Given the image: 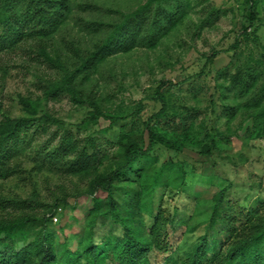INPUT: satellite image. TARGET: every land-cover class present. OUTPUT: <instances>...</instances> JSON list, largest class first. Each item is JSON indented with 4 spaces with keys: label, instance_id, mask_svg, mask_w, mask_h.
Here are the masks:
<instances>
[{
    "label": "rangeland",
    "instance_id": "rangeland-1",
    "mask_svg": "<svg viewBox=\"0 0 264 264\" xmlns=\"http://www.w3.org/2000/svg\"><path fill=\"white\" fill-rule=\"evenodd\" d=\"M72 1L76 6L71 19L44 38L50 50L55 47L60 50L63 59L72 55V47L86 50L99 38L82 29L77 17L109 20L118 15L116 10L128 11L146 0ZM86 1L98 5L99 10L88 13L77 7ZM181 2L178 24L154 46L140 45L118 52L101 61L90 75L81 74L78 81L87 92H93L102 115L96 116L95 107L80 105L68 95L46 99L40 84L43 79H59L61 73L39 58L35 48L25 45L0 54V123L6 116L39 117L44 112L51 116L41 126H34L35 123L28 129L34 146L44 141L46 145L56 142L60 132L66 129L81 143L86 137L94 141L95 149L100 152L98 169L106 171L119 160L121 147L128 141L136 140L146 147L150 127L155 137L150 155L156 159L150 163L144 158L140 160L137 165L143 167V174L151 175L166 159L184 164L187 176L180 188L143 187L145 199L155 212L162 211L168 217L178 210L167 230L171 243L178 247L174 255L180 261L185 258L184 251L209 228L214 207L212 196L218 189L228 187L227 201L220 205L218 214L226 221L216 217L213 223V228L222 229L217 235L218 251L225 250L236 236L237 232L230 236L232 226L240 230L264 214V137L259 132L264 123V110L258 111L261 114L257 119L251 117L253 110L245 107L246 96L239 88L229 89L224 78L238 65L255 66L258 72H264V0ZM251 6L258 18V27L246 41L239 33L249 23ZM237 37L242 39L238 49H233ZM157 91L167 101L169 122L153 117L162 107ZM29 101L33 108L27 109L23 104ZM225 104L234 106V116L225 113ZM181 119H185L184 126ZM213 140V152L202 153L205 146L211 147ZM30 151L35 156L33 149ZM21 162L25 168H33L30 159L23 157ZM24 177L18 173L0 181V194L36 196L48 204L59 195H66L70 207L58 215L57 221L53 219L48 228L55 235L57 249L69 240L75 242L71 247L74 249L87 228L93 203L88 196L78 195L75 200L72 195L87 187L89 176H69L41 169L32 172L30 179ZM134 177L132 182L126 179L115 186L120 205L130 198V190L139 189L138 181L142 178ZM99 195V205L105 208L106 196ZM251 209L257 212L253 214ZM9 211L4 203L0 204L1 214ZM43 211V207L37 208L38 215ZM101 221L102 232L110 231L111 219L104 217ZM32 239L23 240L20 246ZM157 260L162 261L163 255L157 256ZM73 264L88 263L81 258Z\"/></svg>",
    "mask_w": 264,
    "mask_h": 264
},
{
    "label": "trees",
    "instance_id": "trees-1",
    "mask_svg": "<svg viewBox=\"0 0 264 264\" xmlns=\"http://www.w3.org/2000/svg\"><path fill=\"white\" fill-rule=\"evenodd\" d=\"M181 4V0H146L131 10H116L118 15L109 20L77 17L82 29L97 34L99 38L86 50L72 47V55L63 59L59 49L55 47L50 50L47 47L48 42L44 38L71 19L76 3L73 5L72 0H0V54L25 45L35 48L39 58L61 73L59 79H43L44 82L40 84L43 96L56 99L68 95L80 105L95 107L96 116L102 115L104 113L93 92H87L78 81L81 74L90 75L101 61L118 52H127L140 45L154 46L178 24ZM77 7L88 13L99 10L98 5L88 1L78 3ZM251 9L249 23L239 33L246 41L252 38L258 27L254 7L251 6ZM241 39L236 38L233 49H238ZM262 73L255 66L238 65L233 73L224 75L229 89L239 88L241 94L246 96L245 107L252 108L250 116L254 119L261 114L258 113L261 108L264 110ZM157 94L162 107L153 117L169 122L167 101L160 91ZM23 105L27 109L33 108L30 101ZM234 109L232 105L224 106L225 113L230 114V117L234 116ZM50 117L48 112L39 117L6 116L0 123V181L18 173L30 179L32 172L41 169L55 170L69 176H89L87 187L72 195L75 200L78 195L88 196L92 200L87 228L74 249H71L75 243L73 240L63 242L57 249L55 235L48 225L54 217L58 219V215L70 207L66 195H59L52 204H48L36 196L23 198L0 194V204L4 203L10 208L9 212L0 213V264H73L81 258L88 264H264V214L256 216V220L249 221L240 230L232 226L233 233L230 236L237 232L236 236L228 242L230 244L225 250H217V235L222 229L213 228V223L216 217L225 220L218 214L220 205L227 201L228 187L218 189L212 196L214 207L206 233L184 251L185 258L180 261L175 257L178 247L171 243L167 229L174 223L178 210L175 209L168 217L162 211L155 212L145 199L143 187L164 185L178 189L184 184L187 171L182 162L166 159L150 176L143 174V167L137 165L140 160L144 158L150 163L156 159L150 155L155 146L150 127V139L146 147L136 140L128 141L121 147L119 160L106 171H99L100 152L89 137L81 143L64 129L56 142L46 145L47 141H44L33 145L28 129L35 123L34 126H41L40 123ZM111 117L116 119L115 116ZM184 124L185 119H181V125ZM260 128L259 132L264 137V123ZM210 146L212 148L205 146L201 152L210 155L215 147L214 140ZM30 149H33L35 156ZM23 157L32 161L33 168L23 166ZM139 175L142 178L138 181L139 189L130 190V198L120 205L115 197V186L126 179L132 182L134 176ZM33 184L36 185V182ZM100 193L106 196L105 208L99 205ZM74 206L72 203L71 208ZM38 207L44 208L39 215ZM251 212L254 214L257 210L251 209ZM104 217L110 218L112 222L108 232H102L104 224L101 219ZM209 229L212 231L209 232ZM29 237L33 239L20 246ZM161 254L163 260L158 261L157 256Z\"/></svg>",
    "mask_w": 264,
    "mask_h": 264
},
{
    "label": "built area",
    "instance_id": "built-area-1",
    "mask_svg": "<svg viewBox=\"0 0 264 264\" xmlns=\"http://www.w3.org/2000/svg\"><path fill=\"white\" fill-rule=\"evenodd\" d=\"M54 219L57 221L56 217Z\"/></svg>",
    "mask_w": 264,
    "mask_h": 264
}]
</instances>
